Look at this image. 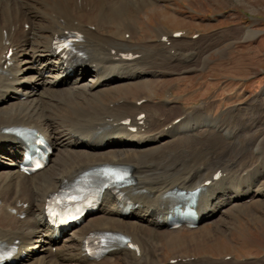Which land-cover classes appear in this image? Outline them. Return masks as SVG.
<instances>
[{
  "label": "bare ground",
  "instance_id": "obj_1",
  "mask_svg": "<svg viewBox=\"0 0 264 264\" xmlns=\"http://www.w3.org/2000/svg\"><path fill=\"white\" fill-rule=\"evenodd\" d=\"M159 1L0 0V243L17 241L15 264H236L196 255L161 259L182 231L208 223L213 232H223L233 215L264 209V163L259 164L264 151L255 155L264 129L262 121L246 123L248 132L257 134L249 160L230 153L233 140L246 129L237 117L245 109L213 115L206 104L185 111L172 99L128 94L158 73L167 74L176 57L187 59L194 42L183 38L185 32L173 38L179 31L166 30L156 33V42H138L134 16L159 7ZM71 32L82 36L77 46L83 57L65 64L54 46ZM128 54L139 56L125 60ZM15 127L50 139L54 152L40 173L18 171L21 143L6 133ZM243 138L249 137L243 133ZM102 165L131 169V185L124 191L135 208L124 217L121 202L106 195L84 224L54 236L44 216L48 199L60 185ZM234 175L242 181L234 184ZM197 187V228L169 229L171 192ZM96 232L128 238L135 250L114 246L103 260L90 261L83 243Z\"/></svg>",
  "mask_w": 264,
  "mask_h": 264
},
{
  "label": "rangeland",
  "instance_id": "obj_2",
  "mask_svg": "<svg viewBox=\"0 0 264 264\" xmlns=\"http://www.w3.org/2000/svg\"><path fill=\"white\" fill-rule=\"evenodd\" d=\"M158 6L134 16L140 29L138 42H156V33L166 30L185 32L183 38L195 43L188 47L189 57L184 58L187 61L176 57L167 74L158 73L157 78H149L128 94L172 99L185 111L206 104L213 115L232 107L245 109L246 113H238L243 117L236 114L240 120L236 116L233 119L245 122L246 129L233 140L230 153L253 159L251 144L257 134L248 132L246 123L259 120L260 129H264V0H161ZM161 10L171 18H166ZM193 35L199 37L193 40ZM197 41L200 43L195 47ZM203 48L206 51L200 53ZM154 70L163 71L160 67ZM243 133L249 138H243ZM238 145H247V149ZM258 148L257 157L264 151V141ZM263 157L264 154L259 164L264 163ZM230 179L234 184L242 181L239 176L236 181V175ZM230 222L219 233L213 232L208 223L193 232L182 231L174 246L164 251L162 261H168L173 254L214 260L228 256L226 262L235 260L236 264H257L264 259V209L255 206L251 212L233 215Z\"/></svg>",
  "mask_w": 264,
  "mask_h": 264
},
{
  "label": "snow or ice",
  "instance_id": "obj_3",
  "mask_svg": "<svg viewBox=\"0 0 264 264\" xmlns=\"http://www.w3.org/2000/svg\"><path fill=\"white\" fill-rule=\"evenodd\" d=\"M40 165L37 164V167H39ZM105 175L106 177L113 181V182H116V183H119V182H123L124 179H125V175L123 173H121L120 171L118 170H115V169H108L105 171ZM125 243H127V241H125Z\"/></svg>",
  "mask_w": 264,
  "mask_h": 264
}]
</instances>
